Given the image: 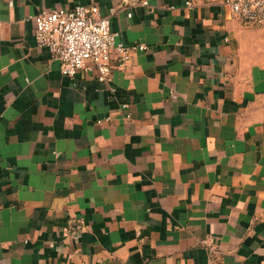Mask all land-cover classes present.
<instances>
[{
	"label": "crops",
	"instance_id": "crops-1",
	"mask_svg": "<svg viewBox=\"0 0 264 264\" xmlns=\"http://www.w3.org/2000/svg\"><path fill=\"white\" fill-rule=\"evenodd\" d=\"M143 1L0 0V264H264V25ZM77 4L147 46L107 82L37 44Z\"/></svg>",
	"mask_w": 264,
	"mask_h": 264
},
{
	"label": "built area",
	"instance_id": "built-area-1",
	"mask_svg": "<svg viewBox=\"0 0 264 264\" xmlns=\"http://www.w3.org/2000/svg\"><path fill=\"white\" fill-rule=\"evenodd\" d=\"M222 2L242 24L252 27L264 25V0ZM143 3L147 4L148 0ZM193 3V0L186 1L188 7ZM128 15L132 16V12ZM33 19L38 46L47 48L51 57L59 61L61 73L70 78H75L81 71L95 70L97 78L107 82L112 77L114 52L119 66H124L133 52L147 49L145 44L118 41L112 31L110 17L102 15L96 5L42 9ZM207 264L221 263L210 261Z\"/></svg>",
	"mask_w": 264,
	"mask_h": 264
}]
</instances>
